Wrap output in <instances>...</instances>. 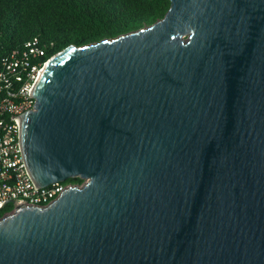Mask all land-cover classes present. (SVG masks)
Returning a JSON list of instances; mask_svg holds the SVG:
<instances>
[{
    "label": "water",
    "instance_id": "95a60500",
    "mask_svg": "<svg viewBox=\"0 0 264 264\" xmlns=\"http://www.w3.org/2000/svg\"><path fill=\"white\" fill-rule=\"evenodd\" d=\"M21 143L40 186L0 264H264V0H170L43 65Z\"/></svg>",
    "mask_w": 264,
    "mask_h": 264
},
{
    "label": "trees",
    "instance_id": "16d2710c",
    "mask_svg": "<svg viewBox=\"0 0 264 264\" xmlns=\"http://www.w3.org/2000/svg\"><path fill=\"white\" fill-rule=\"evenodd\" d=\"M170 0H0V72L11 55L19 60L22 79L0 78V101L15 91L31 66H41L68 45L112 38L161 19ZM22 60V64H21ZM28 66L24 65V61ZM64 183L80 184L70 177ZM11 208L0 209V218Z\"/></svg>",
    "mask_w": 264,
    "mask_h": 264
},
{
    "label": "built area",
    "instance_id": "2783aa9c",
    "mask_svg": "<svg viewBox=\"0 0 264 264\" xmlns=\"http://www.w3.org/2000/svg\"><path fill=\"white\" fill-rule=\"evenodd\" d=\"M18 64L19 60L12 54L11 59L6 61L5 70L0 72L2 82L8 86V74L14 75L17 80L22 79L21 72L16 71ZM24 65L28 66L26 60ZM43 65L31 66L21 85L0 101V209L11 204L4 216L14 213L21 206L45 207L56 200L62 191L85 182L71 184L56 181L40 186L26 165L21 143L22 116L34 108L32 94Z\"/></svg>",
    "mask_w": 264,
    "mask_h": 264
}]
</instances>
